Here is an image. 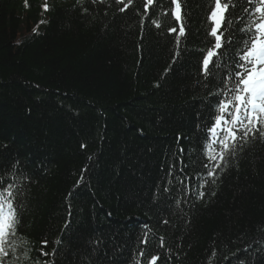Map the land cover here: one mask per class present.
<instances>
[{"label": "trees", "instance_id": "1", "mask_svg": "<svg viewBox=\"0 0 264 264\" xmlns=\"http://www.w3.org/2000/svg\"><path fill=\"white\" fill-rule=\"evenodd\" d=\"M146 2L0 0V177L22 192L17 264H264V142L212 177L217 162L203 166L209 96L224 88L197 74L208 0H180L179 45L180 24L162 16L175 5ZM245 7L235 0L226 20L244 27Z\"/></svg>", "mask_w": 264, "mask_h": 264}, {"label": "snow or ice", "instance_id": "2", "mask_svg": "<svg viewBox=\"0 0 264 264\" xmlns=\"http://www.w3.org/2000/svg\"><path fill=\"white\" fill-rule=\"evenodd\" d=\"M82 2L78 0V3ZM115 2L123 4L119 8L123 12L133 0ZM168 2L175 7H170L169 12L162 13V16L174 17L180 24L176 38L179 45L180 38L185 35L181 3L180 0ZM153 3L154 0H147L144 7L148 8ZM234 3L235 0H208L204 43L209 47L201 50L202 59L197 63V74H202L204 87L207 88L213 81L224 85L222 91L210 94L208 103L216 97L215 104L209 110V121L201 126V130L205 131L204 148L209 162L203 166L208 169L211 162H217L214 168L208 170L209 177L215 175L216 168L220 167L219 161L226 160L228 155H236L238 147L243 150V145L264 142V0H246L248 7L243 11L248 19L244 27H237L226 20L225 13L234 7ZM160 26L157 23V27ZM169 31L177 32V29L173 27ZM236 31L240 33L239 38L233 34ZM216 145L220 147L217 149ZM212 182L215 183V180ZM19 195L22 192L17 184L5 188L4 178L0 177V264H17L20 259L17 253L23 247L18 243V237L23 235L20 216L23 205L17 199ZM203 195L201 192L200 196ZM60 243L58 239L56 244ZM24 259H30L28 251L24 252ZM157 259L152 256L149 264H155Z\"/></svg>", "mask_w": 264, "mask_h": 264}]
</instances>
